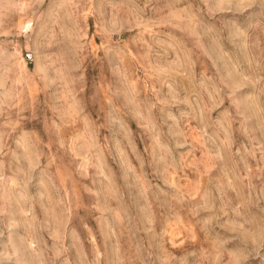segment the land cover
<instances>
[{"label": "rangeland", "instance_id": "1", "mask_svg": "<svg viewBox=\"0 0 264 264\" xmlns=\"http://www.w3.org/2000/svg\"><path fill=\"white\" fill-rule=\"evenodd\" d=\"M0 264H264V0H0Z\"/></svg>", "mask_w": 264, "mask_h": 264}]
</instances>
